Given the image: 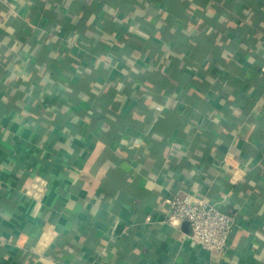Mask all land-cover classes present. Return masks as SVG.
I'll return each instance as SVG.
<instances>
[{
    "label": "crops",
    "instance_id": "1",
    "mask_svg": "<svg viewBox=\"0 0 264 264\" xmlns=\"http://www.w3.org/2000/svg\"><path fill=\"white\" fill-rule=\"evenodd\" d=\"M0 264H264V0H0Z\"/></svg>",
    "mask_w": 264,
    "mask_h": 264
},
{
    "label": "built area",
    "instance_id": "2",
    "mask_svg": "<svg viewBox=\"0 0 264 264\" xmlns=\"http://www.w3.org/2000/svg\"><path fill=\"white\" fill-rule=\"evenodd\" d=\"M227 165L231 171L236 169V166L229 165L226 159L223 160L222 166ZM166 220L173 226L187 220L191 227L189 238L206 250L220 253L229 249L236 227V217L232 212L223 210L190 192L177 193L169 198Z\"/></svg>",
    "mask_w": 264,
    "mask_h": 264
}]
</instances>
